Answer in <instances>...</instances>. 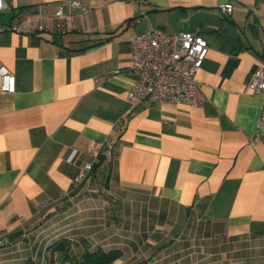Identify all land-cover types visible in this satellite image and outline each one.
<instances>
[{
  "label": "crops",
  "instance_id": "crops-1",
  "mask_svg": "<svg viewBox=\"0 0 264 264\" xmlns=\"http://www.w3.org/2000/svg\"><path fill=\"white\" fill-rule=\"evenodd\" d=\"M69 1L0 12V66L15 78L0 90V264L111 250L108 264H264V95L248 90L264 0ZM150 27L207 41L203 104L128 102L132 40ZM64 240L67 255L52 249Z\"/></svg>",
  "mask_w": 264,
  "mask_h": 264
},
{
  "label": "built area",
  "instance_id": "built-area-1",
  "mask_svg": "<svg viewBox=\"0 0 264 264\" xmlns=\"http://www.w3.org/2000/svg\"><path fill=\"white\" fill-rule=\"evenodd\" d=\"M139 6L147 0H132ZM69 4L75 11L82 12L80 0H70ZM7 8L5 0H0V12ZM233 5L229 2L220 5L222 14H231ZM57 27L61 28L62 8L55 11ZM10 30L18 33L32 34L30 26L18 22L12 23ZM44 27L39 25L37 30ZM264 35V25L261 27ZM209 46L199 34L188 30L167 33L158 27L139 33L132 40L130 70L136 75V82L129 90L127 98L131 105L141 102L146 106L149 102H168L198 106L204 103L206 97L201 83L197 80V72L207 57ZM0 90L12 93L15 90V78L5 67L0 66ZM252 93L264 95V67H258L248 83ZM98 149H93L96 157ZM104 160H112V146L107 144L103 151ZM92 167L86 163L80 169L76 182L81 181ZM5 246L0 238V249ZM55 258V256H54Z\"/></svg>",
  "mask_w": 264,
  "mask_h": 264
},
{
  "label": "trees",
  "instance_id": "trees-1",
  "mask_svg": "<svg viewBox=\"0 0 264 264\" xmlns=\"http://www.w3.org/2000/svg\"><path fill=\"white\" fill-rule=\"evenodd\" d=\"M68 242L67 241H60V242H56L52 245V249L55 251L60 250L63 251L65 255H67V250H68ZM120 255V251L119 250H111L109 252H101V251H97V252H92V253H87L85 254V258L86 260H84V262H90L89 264H108L111 261H113L114 259H116L118 256ZM83 262V263H84ZM28 264H35L33 262H30ZM142 264V263H139Z\"/></svg>",
  "mask_w": 264,
  "mask_h": 264
}]
</instances>
